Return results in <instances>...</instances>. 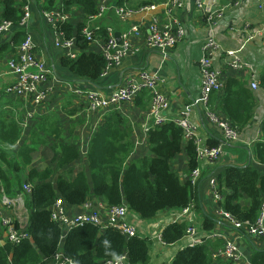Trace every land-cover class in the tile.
I'll return each instance as SVG.
<instances>
[{
	"label": "crops",
	"instance_id": "crops-1",
	"mask_svg": "<svg viewBox=\"0 0 264 264\" xmlns=\"http://www.w3.org/2000/svg\"><path fill=\"white\" fill-rule=\"evenodd\" d=\"M146 0H133L136 2ZM157 2V0H155ZM119 1L114 0L108 13L101 20H93L88 17L79 6H73L67 10L62 3H58L55 10L63 6V13L68 16L69 23L73 26L74 37L83 25L89 26L91 30L98 31L112 29L114 36H123L132 26L141 25L142 35L131 39L133 52L125 58L122 64L102 74L96 81H85L79 78L64 62L70 59L68 54L73 53L77 60L82 55V50L77 42L72 50L57 47V32L53 28L50 19L45 15L46 4L35 6L29 3L31 20L27 27L14 26L9 32L0 35V90L12 84L16 80L8 69V61L19 55V44H15V36L21 30L33 35L35 53L50 71V78L41 85V91L45 92L46 99L42 103H36L33 98H18L4 96L0 99V167L6 171V175L14 180L12 194L6 193L5 183L0 180V248H5L9 242L7 232L2 226V219L10 217L14 220L18 229L28 231L30 225L29 202L31 193L24 190L28 183L29 172L32 169L45 170L50 168L53 176L50 182L56 187L61 176L73 179L77 174L86 170L88 174V153L91 140L102 124L108 122L110 115L118 114L122 117L123 128L132 133L134 152L129 160L152 157L147 142L148 131L145 130L146 117L151 108L150 93L144 92L137 96L132 103L122 104L117 108L105 109L93 112L85 95L78 96V89L84 91L94 90L106 95L118 87L125 86L127 81L140 70L151 69L158 73L160 81L159 89L164 92L170 102L167 111L168 119H174L181 113L189 111L198 126V135L202 137L210 147V141L215 140L224 144L222 133L219 129L209 123L202 109L196 105L201 95L200 60L205 55L203 44L206 39L214 37L217 47L208 51L212 57L214 66L221 73V80L225 84L230 78L242 80L248 87L252 81V68L261 79L264 72V0H242L240 7H232L223 1L217 9L223 13V19L216 26H209L203 13L197 8L194 1H188L185 9L179 12L187 29V38L176 48L168 53V57H162L158 50L147 47L149 35V24L152 21V13H141L134 15L130 20H122L116 7ZM2 7L0 6V14ZM52 12V11H50ZM25 14V13H24ZM23 18V17H22ZM64 23V24H66ZM66 35V34H65ZM26 36V34H25ZM25 39V38H24ZM100 39V40H99ZM90 44L86 53L102 54L104 39L99 37ZM22 43V42H21ZM228 51L240 57L242 65L238 68L231 66L232 58L228 59ZM223 84V85H224ZM250 88V87H249ZM253 91V90H252ZM219 92V91H217ZM256 94V115L254 120L243 130L242 141L236 144H227L226 154L216 163H202V177L196 190V208L194 223L202 232L203 221L206 215L216 218L217 224L213 230L222 237L216 241L222 243L216 251L222 248L227 241L238 245L243 257L239 264H262V253L264 252V239L253 237L234 230L225 220L217 215L221 208V202L217 203L209 179L215 177L224 167L230 165L256 167L264 175V164L255 160L256 142L258 140L257 130L264 122V91H253ZM217 110V108L215 107ZM220 113V112H219ZM221 114V113H220ZM63 145L77 151L78 159L69 166L61 167L59 161L62 157ZM187 142L183 143V151L170 162V167L177 172L183 183H188L189 168L188 155L186 153ZM20 165L16 170L13 165ZM89 175V174H88ZM91 188L93 187L90 178ZM5 198H10L11 206L3 205ZM264 202V201H263ZM87 204V206L85 205ZM73 215L97 214L103 221L110 219L111 206L104 198H98L93 193L86 203L81 206H67ZM161 213V212H160ZM158 214L154 219L145 221L137 213H131L130 218L136 226L139 235L148 237L152 243L150 249L149 264H172L176 255L184 249L187 242L178 250H173L174 245H167L162 240L164 229L176 221L180 212L167 211ZM204 230V229H203ZM205 231V230H204ZM64 236L60 246L63 248ZM215 242V241H212ZM12 257L9 256L11 264ZM217 262L214 261V264ZM256 264V263H255Z\"/></svg>",
	"mask_w": 264,
	"mask_h": 264
},
{
	"label": "trees",
	"instance_id": "trees-1",
	"mask_svg": "<svg viewBox=\"0 0 264 264\" xmlns=\"http://www.w3.org/2000/svg\"><path fill=\"white\" fill-rule=\"evenodd\" d=\"M35 6L46 4V10L53 11L58 3L67 7L79 6L90 17L98 12L97 0H0L2 12L0 24L11 21L19 27L24 16L23 7L28 3ZM120 5L133 0H118ZM164 0L136 2L132 6L140 8ZM83 25L79 28L76 40L82 55L77 60L67 59L64 66L85 81L98 80L106 68L103 54L86 53L90 42L81 36ZM73 26L63 24L61 30L66 38L74 37ZM21 30L15 36L14 43L21 45L25 38ZM96 39H106L107 31H95ZM100 40V39H99ZM261 88L264 91V72L261 76ZM256 94L240 79L230 78L221 91L213 92L210 105L216 107L224 118L234 126L244 130L256 115ZM124 122L120 115H110L108 122L101 125L95 132L88 153V174L80 171L73 179L61 176L55 187L51 182L53 171L32 169L29 172L28 183L32 184L31 201L29 202L30 225L28 233L30 240L19 245L8 244L0 248V264H48L56 253L64 255L76 264H102L106 260L127 253L130 264H149L150 243L147 238L139 236L127 237L114 228L102 230L99 226L88 223L73 228L65 237L63 227L52 219L51 208L58 198L65 201L66 206H81L93 193L98 198H104L112 207L127 204L132 212L139 214L144 220L154 219L160 212L186 208L195 202L196 186L190 182L183 183L181 176L173 171L170 162L183 151L184 133L173 122L148 132L147 142L152 157L139 158L130 161L134 152L132 133L123 128ZM263 140L256 142L255 160L264 164V122L261 125ZM211 146L219 142L212 140ZM63 154L59 161L61 167L74 163L79 155L73 148L63 145ZM189 168L193 171L199 167L197 148L193 141L187 142ZM20 170V165H13ZM90 178L93 187L91 188ZM218 188L223 196L222 210L240 222L254 224L264 203V175L252 165L224 167L217 175ZM0 180L5 183L6 193L12 194L14 180L6 175L0 167ZM196 204V202H195ZM217 224L215 217L206 215L203 221L205 231H213ZM187 225L174 223L166 227L162 240L167 245H174L185 238ZM222 245L219 241H208L201 245L181 250L172 264H214L213 249ZM262 264H264V252ZM257 261H254V264ZM216 264H234L230 261L218 260Z\"/></svg>",
	"mask_w": 264,
	"mask_h": 264
},
{
	"label": "built area",
	"instance_id": "built-area-1",
	"mask_svg": "<svg viewBox=\"0 0 264 264\" xmlns=\"http://www.w3.org/2000/svg\"><path fill=\"white\" fill-rule=\"evenodd\" d=\"M190 0H164L161 3L141 7L138 10L132 9L127 2L123 5H117L116 12L118 16L124 20H130L134 15L141 13H152L153 18L149 24V35L147 37V47L152 50H158L162 57L167 58L168 53L177 47L178 44L187 38V29L180 17L179 12L185 9L186 4ZM195 2L197 8L203 13L206 23L214 27L223 19V13L217 9L219 3L225 1L232 7H240L242 0H192ZM261 2V0H257ZM98 12L93 16V20H101L108 13L114 0H97ZM116 2V0H115ZM24 16L21 19V25L28 26L31 20L30 7L26 6L24 9ZM46 16L49 17L53 28L57 32L56 46L73 50L77 45L76 38L67 39L65 32L61 30V26L68 21V16L63 10V6L56 11H45ZM14 27L11 21H3L0 24V35L9 32ZM264 32V27H263ZM142 35L141 25L132 26L123 36V44L119 45L114 36V31L108 29L107 37L102 46V54L106 59V68L104 73L107 74L111 70L119 67L123 60L133 52V47L130 44L131 39ZM81 36L87 42L94 43L97 39L95 32L89 26H84L81 31ZM216 41L214 37L206 39L203 44V51L205 55L200 60L199 68L201 75V95L196 101V105L202 109L203 114L212 125L216 126L222 133L224 144L216 147H210L207 142L198 135L197 123L191 117L189 111L181 113L174 119H168L167 111L170 109L171 102L168 96L159 89L158 82L160 78L158 73H154L151 69L140 70L136 75L132 76L125 86L118 87L110 94L106 95L102 92L83 89L76 90L78 96L85 95L89 104V109L97 112L105 109L117 108L122 104L132 103L138 95L144 92L150 93L151 108L146 117V131L161 127L169 122H173L176 126L181 128L184 133V140L186 142L193 141L198 154L199 167L191 171L188 176V182L193 186H198L202 177V163H216L226 154L227 144H236L242 141V130L234 126L228 119L224 118L218 111L210 105L211 95L215 91H221L223 82L221 80V73L215 68L212 57L208 56V51L216 48ZM226 57L232 58L231 66L238 68L242 65L240 57H237L234 52L228 51ZM70 59L77 58V55L70 52L68 54ZM8 69L11 75L16 76L15 82L0 90V99L4 96H13L18 98H33L36 103H42L45 99V92L41 91V85L50 78V71L46 65L37 58L35 53V44L33 35L26 33L25 39L19 46V55L17 58H12L8 61ZM103 73V74H104ZM250 89L257 92L261 88V79L252 68V81L249 85ZM264 106V99L262 100ZM255 118V117H254ZM262 125V124H261ZM261 125L257 130L258 140H261L262 132ZM210 185L214 193V199L217 203L223 201V196L219 192L218 182L216 176L209 179ZM32 185H26L24 190L31 193ZM3 205L11 206L10 198H5ZM87 206V204H85ZM195 202L190 203L186 208L169 210L178 211L174 223H185L187 225V233L184 239L188 244L184 247H194L201 245L208 241H216L222 236L214 231L202 232L195 220ZM52 219L59 223L64 231H70L73 228L82 226L84 224H94L99 226L103 231L107 228H114L120 231L127 237L139 236L136 226L132 223L130 215L131 210L127 204L114 206L110 210V219L103 221L97 214H78L73 215L67 209L65 201L58 198L51 208ZM167 212V211H165ZM164 213V212H161ZM160 213V214H161ZM219 217L225 220L231 227L241 233L251 235L253 237H261L264 239V203L262 204L257 221L254 224L250 222H240L232 215L224 212L221 208L216 212ZM158 216V215H157ZM172 223V224H174ZM171 225V224H170ZM2 226L7 232L8 242L11 245H19L24 241L30 240L31 236L25 229H18L15 222L10 217L2 219ZM169 226V225H168ZM167 226V227H168ZM150 240V239H149ZM243 254L238 245L232 241H227L225 245L212 253V258L215 262L218 260L230 261L234 264H239L242 260ZM48 264H76L75 261L66 257L62 251L55 254L53 259ZM102 264H130L127 253L121 254L115 258L106 260Z\"/></svg>",
	"mask_w": 264,
	"mask_h": 264
},
{
	"label": "rangeland",
	"instance_id": "rangeland-1",
	"mask_svg": "<svg viewBox=\"0 0 264 264\" xmlns=\"http://www.w3.org/2000/svg\"><path fill=\"white\" fill-rule=\"evenodd\" d=\"M147 1V0H146ZM150 1V0H149ZM155 2V0H152ZM159 0H157L158 2ZM131 213H135V212H131ZM144 220V219H143ZM145 221H149V220H145ZM186 243V239H182L181 241L177 242L174 244V248H172L173 250H178L182 245H184ZM152 247V243H150V249Z\"/></svg>",
	"mask_w": 264,
	"mask_h": 264
},
{
	"label": "water",
	"instance_id": "water-1",
	"mask_svg": "<svg viewBox=\"0 0 264 264\" xmlns=\"http://www.w3.org/2000/svg\"><path fill=\"white\" fill-rule=\"evenodd\" d=\"M116 38L118 39L119 44H121L122 43L121 35L120 34H116Z\"/></svg>",
	"mask_w": 264,
	"mask_h": 264
}]
</instances>
